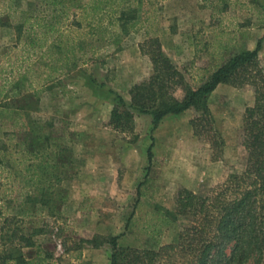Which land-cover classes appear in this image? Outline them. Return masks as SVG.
<instances>
[{"label": "rangeland", "instance_id": "rangeland-1", "mask_svg": "<svg viewBox=\"0 0 264 264\" xmlns=\"http://www.w3.org/2000/svg\"><path fill=\"white\" fill-rule=\"evenodd\" d=\"M72 2L0 0V229L10 216L24 226L22 212L32 211L27 195L49 187L56 203L35 207V223L49 227L35 237L38 247L23 248V254L30 258L40 247L54 264H110L111 237L120 247L135 248L178 239L191 223L189 216L173 215L179 188L205 195L244 169L242 114L253 104L254 89L218 84L207 98L203 129L192 126L198 115L193 109L167 114L155 128L150 115L134 111L131 130L115 129L109 118L116 95L128 103L129 89L152 71L139 50L145 29L85 40L86 28L74 27L79 16L68 8ZM155 10L145 26L189 86L258 40L264 64V0H163ZM37 22L54 29L44 34ZM75 41L82 49L52 73L53 56ZM184 92L178 86L173 95ZM21 106L26 110L16 109ZM29 121L49 140L23 142ZM6 229L0 251L9 248ZM94 237L98 247L89 243Z\"/></svg>", "mask_w": 264, "mask_h": 264}, {"label": "trees", "instance_id": "trees-1", "mask_svg": "<svg viewBox=\"0 0 264 264\" xmlns=\"http://www.w3.org/2000/svg\"><path fill=\"white\" fill-rule=\"evenodd\" d=\"M161 1L73 0L68 6L78 10V15L72 14L79 16L74 27L86 28L83 33L85 40H110L145 29V38L139 43V50L149 57L151 74L129 89L128 103L122 96L116 95L109 124L115 129L131 130L133 112L136 111L150 115L155 128L165 115L193 109L198 115L193 117L191 124L195 129H203L210 116L207 98L218 84L234 87L250 85L254 89V100L244 109L241 128L246 163L240 173L230 174L205 195L184 187L178 189L173 215L189 216L191 223L180 230L175 242L153 248H135L120 247L116 237L108 239L111 246L110 264H264V64L258 55L260 40L254 49L234 53L218 64L207 77L200 76L197 86H189L183 74L162 50L159 37L145 26L156 16L155 6ZM54 4L57 6L58 3ZM28 21L27 18L24 23L33 29L35 22ZM36 25L44 29V34L54 29L53 24L37 22ZM34 37L31 39L33 45ZM75 48L80 50L82 45L75 41L70 49L53 56L50 65L52 73L61 71L60 61H67V55L72 54ZM178 86L185 90L181 98L173 95ZM62 88H65L64 84ZM25 108L21 106L16 109L21 112ZM31 123L29 121L24 127L23 142L35 144L49 140V136L42 138L36 122L33 126ZM150 148L147 152L149 161L152 156ZM54 197L49 187L27 195L26 202L32 206V211L22 212L24 226L19 224L21 221L18 222L16 216L3 219L0 231L7 226L2 233L6 237L5 242H9V248L0 251V264H54L51 254L40 247L30 258L22 252L23 248L36 247L35 237L45 234L49 227L43 221L35 223L36 204L48 209L52 203H56ZM55 214L50 211L49 215ZM89 243L93 247L100 245L96 237Z\"/></svg>", "mask_w": 264, "mask_h": 264}]
</instances>
